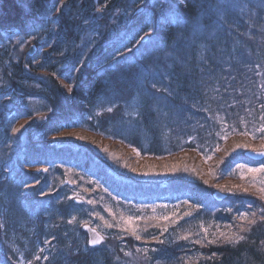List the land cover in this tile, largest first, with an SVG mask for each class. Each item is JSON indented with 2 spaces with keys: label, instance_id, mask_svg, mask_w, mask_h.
I'll use <instances>...</instances> for the list:
<instances>
[{
  "label": "trees",
  "instance_id": "obj_1",
  "mask_svg": "<svg viewBox=\"0 0 264 264\" xmlns=\"http://www.w3.org/2000/svg\"><path fill=\"white\" fill-rule=\"evenodd\" d=\"M51 27L55 31L41 43L47 52L38 63L35 55L7 62L0 51V259L8 248L4 237L21 222L30 236L46 234L61 247L71 244L72 235L63 227L68 230L72 225L75 235H87L74 209L73 194L65 195L57 182L51 185L49 174L42 176L27 167L65 165L103 192H122L99 155L82 146L62 148L48 138L60 126L59 131L78 128L86 120L92 124L87 116L96 101L122 96L139 84L137 63L125 65L123 56L136 45L145 44L140 56L146 62H138L147 64L154 60L149 58L153 50L160 54L164 47L188 46L180 63L174 61L172 76L184 100H195L175 108L179 113L190 116L191 105L197 103L199 117L227 110L229 130L258 137L257 129L264 124V0H0V46L15 36H35ZM149 33L157 39L147 44L142 38ZM202 46L206 50L201 51ZM151 76L157 77L153 72ZM217 97L226 106H218ZM37 116L44 121H37ZM24 118L28 121L13 132ZM203 121L206 126L207 120ZM186 130L187 136L199 134L190 126ZM68 148L71 152L65 153ZM187 187L184 199L201 207L197 197L202 187L196 183ZM73 217L77 220L68 223ZM246 233L239 243L219 239L214 244H191L194 249L177 248L175 253L183 256L178 262L264 264V220ZM87 245L92 255H70V251L67 264H112L110 255L97 254L98 247ZM194 252L198 260H189L188 254Z\"/></svg>",
  "mask_w": 264,
  "mask_h": 264
},
{
  "label": "rangeland",
  "instance_id": "obj_2",
  "mask_svg": "<svg viewBox=\"0 0 264 264\" xmlns=\"http://www.w3.org/2000/svg\"><path fill=\"white\" fill-rule=\"evenodd\" d=\"M51 31H55V28L51 27L35 36H15L6 46H0V51H3L2 59L7 62L17 61L21 55L28 56L30 46L35 45V61L40 62L47 52V48L41 47V43L46 41ZM155 37L156 35L149 33L142 41L148 44L150 40L155 41ZM144 45H136L130 54L127 51L123 55L127 59L125 65L129 62L137 63L135 73L139 76V84H133L132 89L122 96L96 101L87 116L92 124L86 120L78 128H63L59 131L62 128L60 126L48 138L59 147L82 146L86 147L88 153L99 155L108 164V173L120 184L122 192L118 195L103 192L102 187L94 185L91 180H85L79 171L65 165L51 169L39 166L27 168L42 176L49 174L51 185L57 182V186L64 189V194H73L70 197L73 199L74 209L81 217L80 224H90L102 233L105 240L97 246V254L110 255L112 264H179L178 260L183 256L175 253L177 248L178 251L183 247L194 249L192 245H198L194 241L203 237L202 225L208 228L209 239L225 241L219 236L220 232L229 236L235 233L245 239L247 230L253 225L248 220L255 219L257 222L261 219L260 209L264 208V200L260 199L258 191L261 185H254L250 175L241 179L240 170L236 166L244 164L246 168L260 167L264 160L251 158L254 160L251 162L243 154L252 149L259 150L264 139L254 133L242 135L237 130H229L231 125L225 119L229 115L227 110L199 117L196 112L200 111L194 108L198 106L197 103L191 105L190 116L184 111L179 113L178 109H182V105L195 100H184L177 92V81L172 76L174 61L180 63L182 55L188 53V46L184 44L176 50L164 47L165 49H160V54L153 50L149 52V58L154 60L147 64L138 62H146L140 56ZM204 49L206 50V46L201 47V51ZM248 50L250 53V48ZM152 72L157 76V81L154 77H149ZM61 82L65 83L63 80ZM137 86L139 90H136ZM187 96L191 98L192 95ZM217 100L218 106L225 105L222 99L217 97ZM110 107L112 111L109 112ZM36 119L44 121L43 116H37ZM203 120H207L206 126H203ZM26 121L27 118L19 120L16 128L20 129ZM188 126L193 131L198 130L199 134L187 136ZM79 136L85 139H78ZM237 144H247L250 147L236 148ZM188 145L190 146L187 148ZM63 150L65 153L71 152L69 148ZM137 152L140 154L137 155ZM208 156L212 159L206 160ZM173 165L179 168L175 173L169 171ZM194 183L202 187L199 188L200 194L197 197L202 201L201 207L184 199L186 187H193ZM220 186L232 191H221ZM218 193L224 194V198L218 199ZM244 213H247L248 220L240 218ZM252 213H256V216L253 217ZM121 214L125 218L170 216L171 220H136L135 226L141 230L138 231L141 239L136 240L130 231L115 226ZM2 219L0 213V221ZM106 221L113 224V227H107ZM24 226L21 222L7 236L1 233L5 236L4 244L8 248L1 254L0 264H55L60 261L67 264L70 251V255H92L87 245L88 236L85 233L75 235L72 225L67 227L68 230L63 227L64 232L70 231L72 234L69 237L71 244L63 247L56 241H50L46 234H43V238L30 236ZM241 226L246 230L241 231ZM165 227L168 228L167 232L163 231ZM185 234L190 236L189 240L178 239ZM206 243L204 241L203 244ZM188 255L189 260L199 258L195 252Z\"/></svg>",
  "mask_w": 264,
  "mask_h": 264
},
{
  "label": "snow or ice",
  "instance_id": "obj_3",
  "mask_svg": "<svg viewBox=\"0 0 264 264\" xmlns=\"http://www.w3.org/2000/svg\"><path fill=\"white\" fill-rule=\"evenodd\" d=\"M143 39V38H142ZM69 92L72 91V88L69 87ZM108 111H112V108L110 107L108 109ZM262 119H264V117H262ZM23 127V125L21 126ZM13 132H19L20 129L19 128H13L12 129ZM257 132L261 133V136L260 138L261 139H264V124H261L260 127L257 129ZM242 135H248L249 133L247 131L241 133ZM227 137L225 136L224 139H226ZM255 138V136H254ZM78 139H85V137L83 136H79ZM250 146L247 145V144H237L236 145V148H243V149H248ZM135 150V149H134ZM105 151H107V149H105ZM252 151L254 152L255 155H258L260 157H264V144L261 145V148L259 150L257 149H252ZM140 153L137 152V155H139ZM212 159L211 156H208L206 157V160H210ZM127 166V165H126ZM237 169L240 170V178L241 179H244L246 175H250L253 179H252V183L255 185V184H259L261 185L259 188H258V191L260 193V199L261 200H264V163H262L260 165V167H247L244 165V164H238L237 166ZM179 170V168L176 166V165H173L169 171L170 172H177ZM187 170V169H185ZM43 171H47V169H43ZM132 171H136V169H132ZM145 175H147V173H145ZM205 183H207V181H205ZM234 187H239V186H234ZM220 190L221 191H229L231 192L232 189H225V187L223 186H220ZM245 192L247 191V189H243ZM88 203H93V201H88ZM166 207V206H165ZM108 211L110 212V214H112L113 216H115V214L111 213V209H108ZM153 211H155V208H153ZM260 212H261V219L264 220V208H261L260 209ZM185 215H190V213H185ZM252 216L255 217L256 216V213H252ZM242 220H248V215L247 213H244V214H241V217H240ZM138 219H145L146 221L147 220H164V221H169L171 220V217L170 216H161V217H156V216H152V217H147V218H144V217H132V216H129L127 218H125L123 216V214H121L120 218H119V221L117 222V224L115 226L117 227H122V230L124 231H130L131 235L136 239V240H140L141 239V236L138 234V231H141L140 229H138L136 226H135V221L138 220ZM75 220V217H73L72 219H70L68 221V223H73V221ZM248 223L249 224H255L256 223V220L255 219H252V220H248ZM106 226L111 228L113 227V224L111 223H108L107 221L105 222ZM146 230V229H144ZM246 229L241 226V231H245ZM90 231L92 233H94V238L90 240V243L95 245V244H99L103 241V236H101L97 230L95 228H91ZM164 232H167L168 231V228L165 227L163 229ZM201 231L203 232V237L202 238H199V239H196L194 241V243L196 244H201L203 245L204 241H207L208 244H214V243H217V239L216 238H213V239H209L208 238V228L206 227H203V225L201 226ZM213 236L215 237V233H213ZM219 236L224 238L226 242H229V243H232V242H235V243H239L241 240L244 239L243 236H238L237 234L233 233L231 236H229L227 233L225 232H220L219 233ZM178 239H183V240H189L190 239V236L188 234H185L183 236H179ZM160 243H163V241H159ZM137 251H140V249H137ZM126 255H129V253H126ZM215 255V254H213Z\"/></svg>",
  "mask_w": 264,
  "mask_h": 264
},
{
  "label": "water",
  "instance_id": "obj_4",
  "mask_svg": "<svg viewBox=\"0 0 264 264\" xmlns=\"http://www.w3.org/2000/svg\"><path fill=\"white\" fill-rule=\"evenodd\" d=\"M36 50H37L36 46H35V45H31L30 48H29V50H28V55H29V56H34L35 53H36ZM245 154H246V156H248L249 158H252V159H254V160H258V161H259V160H264V157H260V156H258V155H255L254 152H253L252 150L247 151ZM224 196H225V195H224V194H221V193H218V194H217V198H218V199H222V198H224ZM91 228H95V227H93V226L90 225V224H85V225H83V229H84V231H86L87 236H88V244H89L91 247H97V246H99L100 244H102V243L104 242L105 239H103V241H102L101 243H99V244H95V245L91 244V243H90V240L94 238V233H92V232L90 231ZM95 229H96V228H95ZM96 230H97V229H96ZM97 232H98L101 236H103L102 233H100L98 230H97ZM103 238H104V236H103Z\"/></svg>",
  "mask_w": 264,
  "mask_h": 264
},
{
  "label": "bare ground",
  "instance_id": "obj_5",
  "mask_svg": "<svg viewBox=\"0 0 264 264\" xmlns=\"http://www.w3.org/2000/svg\"><path fill=\"white\" fill-rule=\"evenodd\" d=\"M29 56V55H28Z\"/></svg>",
  "mask_w": 264,
  "mask_h": 264
}]
</instances>
